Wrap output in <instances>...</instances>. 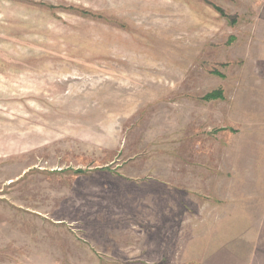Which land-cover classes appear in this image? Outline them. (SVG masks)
Listing matches in <instances>:
<instances>
[{"label": "rangeland", "instance_id": "obj_1", "mask_svg": "<svg viewBox=\"0 0 264 264\" xmlns=\"http://www.w3.org/2000/svg\"><path fill=\"white\" fill-rule=\"evenodd\" d=\"M0 264H264V0H0Z\"/></svg>", "mask_w": 264, "mask_h": 264}, {"label": "trees", "instance_id": "obj_2", "mask_svg": "<svg viewBox=\"0 0 264 264\" xmlns=\"http://www.w3.org/2000/svg\"><path fill=\"white\" fill-rule=\"evenodd\" d=\"M220 94H221V92H220ZM220 94H218V93H212V94L209 95V97H215V96L220 95Z\"/></svg>", "mask_w": 264, "mask_h": 264}]
</instances>
